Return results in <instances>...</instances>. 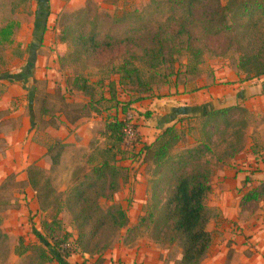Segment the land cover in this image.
Returning a JSON list of instances; mask_svg holds the SVG:
<instances>
[{
	"label": "rangeland",
	"instance_id": "obj_1",
	"mask_svg": "<svg viewBox=\"0 0 264 264\" xmlns=\"http://www.w3.org/2000/svg\"><path fill=\"white\" fill-rule=\"evenodd\" d=\"M222 2L229 5L230 0ZM51 8L57 12L55 22L53 21L49 27L41 26L40 15H45L47 11L50 15ZM83 11L90 16V21L98 22L101 38L107 35L124 36L129 29L143 26L145 24L143 22L152 16L166 18L169 15L165 0H0V30L9 24L14 25L10 42L0 41V103L5 105L3 109L0 108V226L17 224L21 218H26L25 223L33 233L38 231L36 230L38 225L44 228L47 224L53 226L56 235L64 234V231L73 226L71 216L63 213L64 207L53 203L56 199H63L64 191L75 182L74 178L78 175H72V170L76 171L81 163L73 162L80 161V157L86 158L85 152L81 154L83 156L75 158L68 149L65 160L68 171L56 167L46 169L41 159L38 161L40 165H36L38 163L36 162L34 165L39 166L50 179L54 194L48 201L44 200V194L42 199L37 195L38 202L41 203L42 200V215L33 214L32 211H26V214L19 213L22 207L20 196L26 194L27 184L20 180L21 173H7L5 159L11 148L8 143L12 137L11 132L24 128L23 118H26L25 128L35 130L36 139L40 142L49 124L58 125L57 118L66 117L70 121L90 118L94 112L89 108L91 98L97 101L94 109L99 111V115L103 112L115 113L116 118L120 119L123 117V105L140 96L146 97L144 100H162L199 95L212 89L227 91L226 94L229 95L236 90V86L249 85L250 81L243 82L246 74L239 68L242 54L237 49L221 57L205 53L200 63L187 53H184L173 66H149L139 62L135 64L139 69V79L126 84L120 83V74L113 70H98L86 65L73 66L65 60L71 52V46L61 42L59 37L62 27L77 22L76 16ZM120 63L118 62L117 66ZM213 106L221 105L216 102ZM129 111L134 114L138 126L146 122L145 112H140L133 106L129 107ZM20 113L22 116H17ZM200 116L191 122L185 121L180 125L178 121L166 128L175 129V138L171 141L166 154L167 160L202 143L206 144L204 120ZM246 119L249 121V114ZM223 131L222 127L216 132L212 142L208 143L211 152L207 153L205 163L211 175L220 163H231L229 159H224V155L225 152L231 151L229 145L232 147L237 145L235 137L231 136L232 129L228 130V134H222ZM156 148L157 146L154 149ZM120 154L121 160H133L140 166L139 168H144L145 175L149 177L151 200L143 216H133L138 225L129 236H147L155 241L159 234L166 231L165 225L159 223L161 209L160 206H156L153 198L154 184L162 172V167L160 168L162 163L151 160L145 162V152L134 158L126 151L125 146ZM113 160L115 163H112ZM91 162L95 163L93 159ZM107 162L115 169V178L128 176V172L125 171L127 168L118 165L117 160ZM93 169L88 172L87 169L81 168L77 173L81 171L85 173L86 170V174L91 176ZM83 176L80 175L79 178ZM109 176L107 174V177ZM170 194L168 184L163 185L161 201H165ZM102 203L104 209L108 210L109 201ZM29 204H32V201ZM209 211L212 218L215 213ZM144 218L148 221L145 222ZM36 219L38 221H35ZM122 230L116 231L114 243L121 237ZM21 239L19 235L3 238L0 233V264L7 263L11 254V242L21 244ZM43 240L44 243L48 241L45 237ZM167 245L168 255L176 260V264H180L178 260L182 258L180 243Z\"/></svg>",
	"mask_w": 264,
	"mask_h": 264
},
{
	"label": "trees",
	"instance_id": "obj_2",
	"mask_svg": "<svg viewBox=\"0 0 264 264\" xmlns=\"http://www.w3.org/2000/svg\"><path fill=\"white\" fill-rule=\"evenodd\" d=\"M165 5L169 11L166 18L152 16L143 22V26L129 29L121 37L107 35L101 38L98 22L90 21V16L80 12L76 16L77 22L62 27L59 37L61 42L71 46L66 62L73 66L113 70L120 74V83L126 84L139 79V69L135 66L139 62L149 66H173L187 53L200 63L205 53L221 57L237 49L242 54L239 68L246 74L243 82L264 77L263 0H230L229 5H224L222 0H165ZM13 28L14 25L9 24L0 30L2 43L10 42ZM118 62H121L119 66ZM145 98L140 96L123 105V114L128 113L132 104ZM94 103L91 98L89 108L96 112ZM246 116L248 110L241 105L204 113L200 117L204 120L206 144L188 149L171 160H167L166 154L175 138L174 128L166 129L149 150L145 147L141 150L149 160L162 163V172L154 184L153 198L156 206H160L159 223L165 225L166 231L159 234L156 241L164 245L179 242L182 248L180 264H202L212 242L207 230L211 219L207 199L212 192V175L205 163L207 153L211 152L208 143L222 127V134H228L232 129L231 136L235 137L237 145H229L231 151L225 152L224 159L239 154L244 149L245 130L248 128ZM106 128L118 143L124 144L125 124L122 119L107 124ZM134 129L141 142L139 126L135 125ZM64 149L58 142L49 148L47 155L52 167L59 166ZM114 172L115 169L105 163L94 168L91 176L76 181L64 199H52L53 204L62 205L67 210L77 231V238L73 240L71 235H56L53 226L44 225L47 237L54 244V259L64 263L70 256L82 253L97 256L96 264H103L101 256L112 246L116 231L128 225L127 214L120 206L106 210L100 203L101 199H112L118 190ZM107 174L112 178L109 183ZM27 176L29 186L40 199L44 194V200H50L54 191L42 169L32 165ZM166 184L171 194L161 201L163 185ZM260 200H264V183L246 193L241 206ZM135 230L129 229L128 232ZM36 234L43 237L40 232ZM66 243L69 248L63 250L62 245Z\"/></svg>",
	"mask_w": 264,
	"mask_h": 264
},
{
	"label": "crops",
	"instance_id": "obj_3",
	"mask_svg": "<svg viewBox=\"0 0 264 264\" xmlns=\"http://www.w3.org/2000/svg\"><path fill=\"white\" fill-rule=\"evenodd\" d=\"M48 12L40 15L41 26L49 27L53 21L55 22L57 12L52 8L50 15ZM245 86H236V90L234 89L235 91L229 95L226 94L227 91L212 89L210 92L203 91L199 95L142 100L131 105L140 112H145L144 116L146 113L150 114L149 117L145 116L146 122L139 126L146 150L154 145L167 127L178 121L181 125L182 122H191L206 112L237 105L248 110L250 119L245 130L244 149L229 159L231 163H220L211 176L212 192L207 199V207L215 213V217L210 219L207 226L212 242L202 264H264V200L250 202L246 207L241 206L243 196L264 183V77L254 79ZM216 102L221 106H213ZM224 104L227 106L223 107ZM4 107L1 102L0 108ZM98 113L99 111H94L90 118H77L72 121L66 117L57 118L58 125L49 124L40 142L36 139L35 130L25 128L26 118H23L24 128L11 132L12 137L8 141L11 148L5 159V170L7 173H21L20 180L27 184L26 194L20 196L22 207L19 213L26 214V211H32L33 214L42 215L43 210L38 202L37 193L29 186L27 173L29 167L40 159L41 163H45L44 168L52 167L47 155L52 143L58 142L65 147L60 164L56 167L62 171L64 169L68 171L65 161L68 149L75 158L83 152L87 154L86 158L80 157V161L73 162L81 165L78 164L80 166H77L76 171L72 170V175L78 176L64 191L65 194L76 181L88 176L86 170L85 173L84 171L77 173L81 168L90 172L92 168H98L108 163L107 161L115 159L118 165L127 168L125 171L128 172V176L114 179L118 190L108 201L110 207L120 206L125 210L128 225L123 228L121 237L115 243L113 241L110 249L101 256L103 264H176V260L168 255L169 245L159 244L147 236H129L131 233L128 232L129 229L133 230L138 225L133 216H143L151 200L149 177L145 175L144 168H139L140 166L133 160H121L120 153L125 145L118 143L115 136L106 128L107 124L121 120L123 117L117 119L115 113L103 112L100 115ZM17 116H22V113ZM91 159L95 163H92ZM145 162H149V156H146ZM112 163H115L114 160ZM36 165H40L39 162ZM80 175L84 176L79 178ZM106 179L108 183L112 181L110 176ZM106 200H100L102 207V202ZM31 201L32 204H29ZM63 209V213L69 214L65 208ZM25 221L26 218H21L17 224L0 226L3 238L18 235L22 237L21 244L11 242V254L6 264H96L97 256L82 253L70 256L64 263L54 259V244L47 237L44 228L38 225L36 227L38 231L33 233ZM38 232L41 237L43 236L42 238L37 236ZM64 234L71 235L73 240L77 238L74 225L64 231ZM44 237L48 240L45 243Z\"/></svg>",
	"mask_w": 264,
	"mask_h": 264
},
{
	"label": "built area",
	"instance_id": "obj_4",
	"mask_svg": "<svg viewBox=\"0 0 264 264\" xmlns=\"http://www.w3.org/2000/svg\"><path fill=\"white\" fill-rule=\"evenodd\" d=\"M134 114L131 111H128L126 115L123 116L122 121L125 124V137H124V145L125 148L132 154V157H139L142 153L141 150L144 147L143 142L138 140L136 131L134 129L135 125H138L134 120ZM69 248V244L66 243L62 245V249Z\"/></svg>",
	"mask_w": 264,
	"mask_h": 264
},
{
	"label": "water",
	"instance_id": "obj_5",
	"mask_svg": "<svg viewBox=\"0 0 264 264\" xmlns=\"http://www.w3.org/2000/svg\"><path fill=\"white\" fill-rule=\"evenodd\" d=\"M224 101H221V103H223Z\"/></svg>",
	"mask_w": 264,
	"mask_h": 264
}]
</instances>
